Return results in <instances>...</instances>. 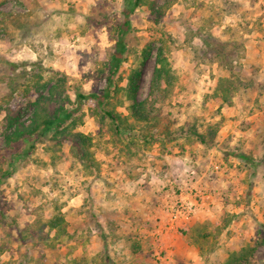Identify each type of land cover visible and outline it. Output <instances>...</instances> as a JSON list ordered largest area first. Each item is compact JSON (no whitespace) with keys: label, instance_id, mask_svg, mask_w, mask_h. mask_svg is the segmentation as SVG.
Listing matches in <instances>:
<instances>
[{"label":"rangeland","instance_id":"374dc122","mask_svg":"<svg viewBox=\"0 0 264 264\" xmlns=\"http://www.w3.org/2000/svg\"><path fill=\"white\" fill-rule=\"evenodd\" d=\"M123 3L0 0V264H222L248 245L241 264H264V0H144L109 87ZM160 49L173 82L153 91ZM108 88L103 103L77 99ZM36 100L75 111L56 137L7 145ZM76 132L97 165L73 149ZM186 202L196 214L175 218ZM57 213L65 232L48 225Z\"/></svg>","mask_w":264,"mask_h":264},{"label":"trees","instance_id":"16d2710c","mask_svg":"<svg viewBox=\"0 0 264 264\" xmlns=\"http://www.w3.org/2000/svg\"><path fill=\"white\" fill-rule=\"evenodd\" d=\"M144 0H124L123 3V20L120 23L119 26V37L117 40V47L112 55L111 58V75L109 77V87L114 85V82L112 80V76L116 73L117 69L121 65V63L125 60L124 59V52L126 50V42L124 41L125 34L130 30L131 28V21L130 16L132 13L135 12L136 8L141 5V3ZM205 45L209 46L211 43L205 38L204 40ZM148 48L145 49V57L148 55L149 50ZM218 59L220 61H226V52L223 51V49H217L216 53ZM227 64V63H225ZM138 72H136L135 76H138ZM173 73L172 68L170 66V62L168 58L164 55L162 49L159 50L157 56H156V64L153 72L152 77V83L151 87L153 91L160 90L161 88L164 89L163 85L166 87L171 86L173 82ZM134 77L131 78V84H132V90L133 93L136 90V84ZM234 81L231 77H225L220 79L219 86H218V92L222 95L223 100L229 99V89L231 87L234 88ZM226 85H229L230 87H226ZM58 86H53L50 90L49 98H54V91ZM165 87V88H166ZM110 88L106 89L103 94L98 96L96 93H90V94H84V93H78L77 99L80 102L83 99L86 98H96L99 102L103 103L110 95ZM47 98V96H45ZM69 99V97H68ZM70 100V99H69ZM34 109L32 111V115L30 117V123L26 125V122L19 121L18 118L10 121V131L6 134V144L11 145L12 142H17L22 138H25L27 141H29L33 135L38 131L40 135H46L49 132L54 133V137H56L58 134L62 132L61 127L66 123L67 120L72 118V115L74 114L75 109H69L66 110V108L61 105L55 109L54 112H49V109L46 107L47 111H44V107H41L39 100H36L32 103ZM133 108H135V114L138 116V118H142L143 111L140 109V104L133 105ZM106 114L112 119L115 124H117L116 129L118 132L128 131L131 128V125L124 124L122 121V118L120 115H117L113 113V111L107 110ZM141 115V116H140ZM68 126V125H67ZM66 126V127H67ZM66 127H63L66 128ZM196 137L198 140L204 144H206V135L204 133H200L198 131H194ZM71 141L73 143V149L77 151V154H80V158H82L84 161H90L92 165H97L95 159L93 158L92 152L90 151L91 146V136L87 135L83 132H76L71 133ZM16 156V154H14ZM239 157L246 159V157L242 154L238 155ZM13 157L11 159V166H13L14 162ZM12 168H9V170L4 171L1 174V177L5 176L6 174L10 173V170ZM65 219L62 216L61 213H57L53 215L49 221L48 225L50 228H56L60 231L65 232ZM256 249V246L248 245L243 247L240 251H234L231 252L228 256V258L222 263V264H241L242 262L249 261L250 256L253 255L254 251Z\"/></svg>","mask_w":264,"mask_h":264},{"label":"built area","instance_id":"2783aa9c","mask_svg":"<svg viewBox=\"0 0 264 264\" xmlns=\"http://www.w3.org/2000/svg\"><path fill=\"white\" fill-rule=\"evenodd\" d=\"M198 209V202H186L182 203L180 206L174 208V211L176 213L175 218H178V215H182V217L185 220L190 219L194 214H196V211ZM173 211V213H174Z\"/></svg>","mask_w":264,"mask_h":264}]
</instances>
